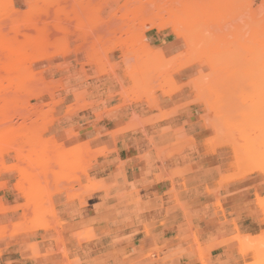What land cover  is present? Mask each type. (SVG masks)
<instances>
[{
  "label": "rangeland",
  "instance_id": "1",
  "mask_svg": "<svg viewBox=\"0 0 264 264\" xmlns=\"http://www.w3.org/2000/svg\"><path fill=\"white\" fill-rule=\"evenodd\" d=\"M155 31L172 35V49L153 46ZM105 80L118 82L132 101L155 104L159 91L183 96L182 107H191L207 130L204 140H195L186 123L174 140L156 147L163 202L153 189V200L144 201L128 183L125 161L97 180L95 161L109 151L94 148L95 140L70 142L74 130L69 140L49 136L56 108L74 101L66 113L73 116L89 105L86 86ZM139 127L133 122L121 132ZM182 158L201 164L182 167ZM202 166L213 171L214 182L193 189L189 181ZM4 178L15 179L14 187ZM257 178L264 179V0H0V216L19 213L0 219V245L18 234L61 228L54 200L64 194L100 215L107 237L98 250L92 228L76 234L96 247L90 262L109 256L111 264H163L181 258L169 252L176 244H188L206 264L225 243L202 242L187 199L216 197L223 210L227 185ZM15 194L19 203L7 205ZM256 197L264 227V196ZM235 225L230 242L252 254L251 264H264V230L248 238Z\"/></svg>",
  "mask_w": 264,
  "mask_h": 264
},
{
  "label": "crops",
  "instance_id": "2",
  "mask_svg": "<svg viewBox=\"0 0 264 264\" xmlns=\"http://www.w3.org/2000/svg\"><path fill=\"white\" fill-rule=\"evenodd\" d=\"M149 40L157 49H172L175 41L170 33L163 31L153 32L149 35ZM79 70L80 67L77 65L73 68V71L79 72ZM118 74L125 76L124 70H119ZM99 83L86 86L85 101L89 105L73 116L66 117V113L67 107L74 104V101L56 108L58 120L50 128L52 133L49 136L69 140L67 133L74 130L76 136L70 138V142L82 144L95 140L94 148H106L109 151L107 156H101L95 161L93 172L97 180L107 179L116 166L125 161L127 175L131 178L128 183L134 184V188L140 190L144 201L153 200V192L150 191L153 189L159 190V198L163 202V179L157 180V175L163 176V161L158 159L156 147L163 148V141L174 140L176 131L186 123L188 125L184 127L187 135L195 140L206 138L204 136L207 132L206 128L197 125L199 120L196 119V113L191 107H182L183 96L175 94L165 96L159 91L156 94L158 101L155 104L147 98L142 101H132L123 95V89L118 82L107 83L105 80ZM165 114L170 117L163 118ZM133 122L140 127L121 132ZM98 134L101 135L99 138ZM186 156L185 154L183 157ZM178 161L183 164L182 167L192 164L193 169L201 164L198 159L186 161L182 158ZM202 168L198 170L199 175L191 178L189 187L193 189L211 187L214 182L213 171L209 167L202 166ZM258 178L254 182L243 179L227 185L220 201L223 210L217 206L216 197L194 196L187 199L202 242L225 243L210 252L206 264L253 263L252 254L242 255L239 244L230 242V239L237 233L235 223L244 235L249 236L248 238L259 236L264 230L256 197L257 193L264 196V179ZM2 180H7L12 188L16 182L15 179ZM17 197V194L15 197L8 196L5 198V203L15 206L19 203ZM54 201L59 211V218L65 224L59 229H39L18 234L1 243L0 264H69V261L77 257L81 261L80 264H111V260L107 259L110 258L109 256L106 258L102 256L103 259L90 262L89 255L96 247L80 243L76 236L77 233L92 228L99 237L96 241L98 250V244L102 245L104 237H107L104 234L105 230L97 223L100 215L94 214V211L89 213L87 208L80 207L77 201H69L64 194L55 196ZM18 214H6V217L15 220ZM4 217L0 216V219L3 220ZM60 238H62L61 242H59ZM64 250L69 253V260L64 256ZM169 252L182 253V256L163 264H204L195 246L176 244Z\"/></svg>",
  "mask_w": 264,
  "mask_h": 264
},
{
  "label": "bare ground",
  "instance_id": "3",
  "mask_svg": "<svg viewBox=\"0 0 264 264\" xmlns=\"http://www.w3.org/2000/svg\"><path fill=\"white\" fill-rule=\"evenodd\" d=\"M209 123V122H208Z\"/></svg>",
  "mask_w": 264,
  "mask_h": 264
}]
</instances>
